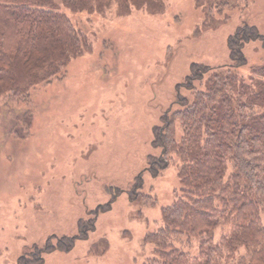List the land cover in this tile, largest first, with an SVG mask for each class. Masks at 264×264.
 Wrapping results in <instances>:
<instances>
[{"label":"rangeland","instance_id":"1","mask_svg":"<svg viewBox=\"0 0 264 264\" xmlns=\"http://www.w3.org/2000/svg\"><path fill=\"white\" fill-rule=\"evenodd\" d=\"M160 7L65 10L88 47L59 79L31 84L26 102L0 94V264H32L34 256L39 264H142L154 255L145 236L181 184L175 161L156 176L146 170L160 154L153 128L178 94H189L178 85L192 65L228 64L227 38L244 24L264 36V0H235L209 21L195 0ZM242 50L246 61L234 70L247 78L264 62V45L249 41ZM92 217L85 239L44 251L78 236L79 220ZM260 221L264 227V212ZM185 249L194 253L196 243Z\"/></svg>","mask_w":264,"mask_h":264},{"label":"trees","instance_id":"2","mask_svg":"<svg viewBox=\"0 0 264 264\" xmlns=\"http://www.w3.org/2000/svg\"><path fill=\"white\" fill-rule=\"evenodd\" d=\"M163 1L0 0V94L9 102H26L31 84L59 79L67 61L88 47L65 10L101 12L116 4L127 14L132 8L159 11ZM233 1L195 3L209 21ZM258 39L264 45L257 28L244 24L227 38L228 64L192 65L178 85L189 94H178L176 108L153 128L160 154L149 156L146 170L156 176L175 161L181 186L162 209L161 225L145 236L154 255L142 264H264V62L251 66L247 78L234 70L246 61L244 44ZM141 181L140 174L137 184ZM78 227V236H63L44 251L69 250L76 238L94 230L95 217L80 219ZM192 242L194 253L185 249ZM41 260L34 256L32 264Z\"/></svg>","mask_w":264,"mask_h":264}]
</instances>
